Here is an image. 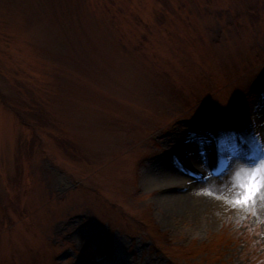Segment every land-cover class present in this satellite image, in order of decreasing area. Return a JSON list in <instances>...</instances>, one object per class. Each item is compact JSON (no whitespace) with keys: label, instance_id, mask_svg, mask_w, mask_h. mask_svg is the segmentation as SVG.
Listing matches in <instances>:
<instances>
[{"label":"rangeland","instance_id":"1","mask_svg":"<svg viewBox=\"0 0 264 264\" xmlns=\"http://www.w3.org/2000/svg\"><path fill=\"white\" fill-rule=\"evenodd\" d=\"M231 151L220 205L157 199ZM261 160L264 0H0V264H264Z\"/></svg>","mask_w":264,"mask_h":264},{"label":"bare ground","instance_id":"2","mask_svg":"<svg viewBox=\"0 0 264 264\" xmlns=\"http://www.w3.org/2000/svg\"><path fill=\"white\" fill-rule=\"evenodd\" d=\"M207 147L208 149L210 148L209 150H215V147L217 146L214 142H209ZM230 153L232 157L227 166H224L225 169L216 175L213 173L214 171L212 173L209 172L210 174L204 173L202 179L191 176L189 173L186 177L176 166L163 167V172L161 173L162 177H160L166 181L168 180V183L162 185L165 193H159L157 199L169 208L196 209L198 207L197 205L209 207H213L217 204L220 205L224 198L219 197V195L215 196L212 191H215V189L223 186H230L234 181L236 174L244 168H247L242 163V154L240 151H231ZM211 158L214 162L213 154L210 153L209 160H211ZM192 159L195 160V158ZM216 164L217 162L214 165V170L216 168ZM186 170L188 171V169ZM147 178L150 179V177ZM174 179L175 181H173ZM183 180L184 183H182ZM185 180H188V183H185ZM172 182H179L176 184L187 185V188L180 190H177L176 188H174V190L172 188L169 189L171 186H174V183Z\"/></svg>","mask_w":264,"mask_h":264},{"label":"snow or ice","instance_id":"3","mask_svg":"<svg viewBox=\"0 0 264 264\" xmlns=\"http://www.w3.org/2000/svg\"><path fill=\"white\" fill-rule=\"evenodd\" d=\"M240 187L242 191L234 198V203L238 206L252 207L257 198L264 194V160L247 172Z\"/></svg>","mask_w":264,"mask_h":264}]
</instances>
